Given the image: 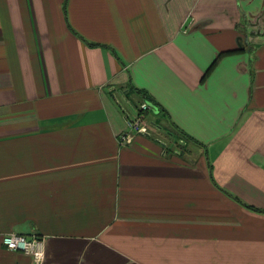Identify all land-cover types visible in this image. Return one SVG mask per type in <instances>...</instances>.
<instances>
[{"label":"crops","instance_id":"0c3cea01","mask_svg":"<svg viewBox=\"0 0 264 264\" xmlns=\"http://www.w3.org/2000/svg\"><path fill=\"white\" fill-rule=\"evenodd\" d=\"M0 233L44 264H264V0H0Z\"/></svg>","mask_w":264,"mask_h":264},{"label":"built area","instance_id":"2783aa9c","mask_svg":"<svg viewBox=\"0 0 264 264\" xmlns=\"http://www.w3.org/2000/svg\"><path fill=\"white\" fill-rule=\"evenodd\" d=\"M142 112L136 109L135 115L127 119L129 131L121 136L126 143L136 135L149 136L148 122L144 116L151 109L149 103L143 102L140 106ZM0 242L9 251L23 253L30 256L34 264H44L46 258L45 239L39 236L27 237L16 233H0Z\"/></svg>","mask_w":264,"mask_h":264},{"label":"trees","instance_id":"16d2710c","mask_svg":"<svg viewBox=\"0 0 264 264\" xmlns=\"http://www.w3.org/2000/svg\"><path fill=\"white\" fill-rule=\"evenodd\" d=\"M92 45V44H91ZM92 46H94V45H92ZM224 56V54H221L217 59H216V61L213 63V65L209 68V70L207 71V73H206V75H208L210 72H211V70L215 67V65L217 64V62L222 58ZM135 89V91H136V88H134ZM139 92L140 93H143L142 91H140L139 90ZM144 97H146L147 99L146 100H148L149 102H151L153 105H158L156 102H155V100H153L152 98H149L148 96H144ZM140 106H141V104L139 105V107H138V109L140 110V112H142V110H141V108H140Z\"/></svg>","mask_w":264,"mask_h":264},{"label":"water","instance_id":"95a60500","mask_svg":"<svg viewBox=\"0 0 264 264\" xmlns=\"http://www.w3.org/2000/svg\"><path fill=\"white\" fill-rule=\"evenodd\" d=\"M149 104L151 105V107L155 106V105H153L151 102H150Z\"/></svg>","mask_w":264,"mask_h":264},{"label":"rangeland","instance_id":"374dc122","mask_svg":"<svg viewBox=\"0 0 264 264\" xmlns=\"http://www.w3.org/2000/svg\"><path fill=\"white\" fill-rule=\"evenodd\" d=\"M146 117V116H145Z\"/></svg>","mask_w":264,"mask_h":264}]
</instances>
